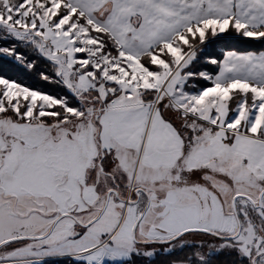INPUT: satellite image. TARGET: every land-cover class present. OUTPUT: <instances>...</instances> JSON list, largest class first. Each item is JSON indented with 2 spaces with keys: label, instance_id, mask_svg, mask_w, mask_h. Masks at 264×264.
I'll return each mask as SVG.
<instances>
[{
  "label": "snow or ice",
  "instance_id": "6c2138e0",
  "mask_svg": "<svg viewBox=\"0 0 264 264\" xmlns=\"http://www.w3.org/2000/svg\"><path fill=\"white\" fill-rule=\"evenodd\" d=\"M0 264H264V0H0Z\"/></svg>",
  "mask_w": 264,
  "mask_h": 264
}]
</instances>
